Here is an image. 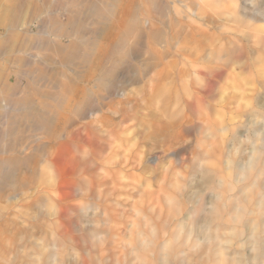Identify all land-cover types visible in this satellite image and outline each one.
Returning <instances> with one entry per match:
<instances>
[{"label":"bare ground","instance_id":"6f19581e","mask_svg":"<svg viewBox=\"0 0 264 264\" xmlns=\"http://www.w3.org/2000/svg\"><path fill=\"white\" fill-rule=\"evenodd\" d=\"M76 1L84 4L65 10L72 13L67 17L68 27L55 13L50 19H39L36 36L25 45L24 55L13 60L17 66L11 78L14 86L0 100V255L13 246L18 255L8 264H62L67 260H59L58 254L65 249L77 252L76 258L69 260L73 264H189L188 239L195 230L201 232L198 239L208 245L214 264H257L260 255L252 251L263 243L257 221L246 215L264 205V195L259 192L260 199L247 205L249 186L226 209L229 220L215 224L216 234L207 233L210 219L199 218L203 217L200 212H210L209 208L191 206L181 215L183 207L174 205L172 212L179 215L177 224L186 226L185 236L178 244L173 241L174 233L168 238L159 236V152H151L159 144L160 71L159 58L151 50L152 43L161 46L167 41L160 32L156 40L158 31L151 28L153 22L139 5L134 39L131 32L110 41L86 38L89 28L85 24L94 18L102 22L108 11L101 7L102 0ZM64 2L58 0L49 7L61 9ZM248 10L255 14L254 8ZM62 28L68 35L78 29V34L69 40L46 37L48 29L57 33L63 32ZM147 33L155 41L144 40ZM233 58L240 62L242 56ZM52 94L50 99L56 105L47 102ZM65 100L67 104L61 105ZM225 129L220 127L222 132ZM205 132L209 134L208 129ZM255 151L253 147L251 152ZM223 158L226 166L234 164L240 170L252 165V160L233 161L228 151ZM194 175L196 182L219 185L216 174L200 170ZM229 221L241 223L243 237L238 227L226 224ZM223 233L230 237L221 236ZM234 237L238 247L226 254ZM129 254L134 256L129 258Z\"/></svg>","mask_w":264,"mask_h":264},{"label":"rangeland","instance_id":"374dc122","mask_svg":"<svg viewBox=\"0 0 264 264\" xmlns=\"http://www.w3.org/2000/svg\"><path fill=\"white\" fill-rule=\"evenodd\" d=\"M61 1H67V4L64 2L66 6L62 3L63 8L60 9L61 6H59L53 10L49 6L52 3L58 4V0H0V100L4 99L7 96L5 93H9V88L14 86L15 81L11 78L17 66L13 60L24 55L25 45L34 35L36 36L39 19H50L55 13L68 27L70 23L67 17L72 16V13L65 10L83 6L76 0ZM102 1L101 7L107 8V16L102 22L94 18L85 24L89 28L85 33L86 38L110 41L126 37L125 35L131 32V39H134L139 25L136 12L140 6L149 22H153L150 24L151 28L158 31L156 40L159 41L160 32V37L167 41L163 42L161 47L159 44L152 43L155 39L148 33L146 36L144 34L143 38L152 43L151 54L159 58V98H162L159 99V144L151 152L153 155L159 152V236L168 238L169 234L174 233L173 241L176 244L185 236L186 226L177 224L179 215L172 212L174 205L183 207L184 211L181 215L185 214V210L191 206L209 208L210 212L205 213L202 210L200 214L203 217L199 216V218L208 219V221L210 219L211 228L207 233L214 235L217 232L215 227L223 220H229L226 209L228 210L239 196L242 197L243 190L249 188L246 194L248 197L246 204L249 206H251L250 201L260 199L259 192L264 195V0H108V4H106L107 0ZM253 8L255 14L252 15L248 9ZM83 26L84 24L81 25ZM145 26L148 30L150 29L148 24ZM65 30L62 28L63 32L55 33L52 29H48L46 37L69 40L74 39L78 34V29L72 30V35L65 33ZM240 54L242 58L239 62L233 56ZM129 86L131 85L127 88H132ZM52 97L54 94L50 95L47 102L56 105V101L50 99ZM66 104L65 100L61 105ZM232 118L235 119L231 120ZM221 126H226L225 131H220ZM206 129L209 134L205 132ZM256 129L257 134H255ZM253 147L256 148L255 153L251 152ZM225 151H228L229 158L233 161L252 160L251 167L240 170L234 164L226 166L223 162ZM200 170L216 174L220 181L219 185L213 182L210 185L196 182L194 173L199 174ZM247 186L249 187L246 188ZM10 193L13 192L10 191ZM254 209L255 213L246 217H253L257 221V231L263 244L258 250L252 252L260 255L256 260L257 264H264V205ZM226 224L238 227L240 236H244L245 230L242 229L241 223L229 221ZM193 226L196 227L197 223L193 222ZM201 235L200 231L197 233L193 230L188 239L191 241L188 245L189 264H214L208 245L202 239H198ZM220 235L230 237L227 233ZM15 239L14 237L13 240ZM233 239L234 244L225 251L226 254L238 247L237 238ZM15 248L12 246L8 252L0 255V264H8L9 260L18 255ZM19 250L24 254L21 248ZM26 251L25 253H29L28 250ZM52 251L57 252L54 249ZM59 253V260H67L62 264H73L69 260L73 261L78 255L72 249H65ZM115 256L123 255L116 253ZM132 256L134 254H129V258Z\"/></svg>","mask_w":264,"mask_h":264},{"label":"crops","instance_id":"0c3cea01","mask_svg":"<svg viewBox=\"0 0 264 264\" xmlns=\"http://www.w3.org/2000/svg\"><path fill=\"white\" fill-rule=\"evenodd\" d=\"M84 4V3H83Z\"/></svg>","mask_w":264,"mask_h":264}]
</instances>
